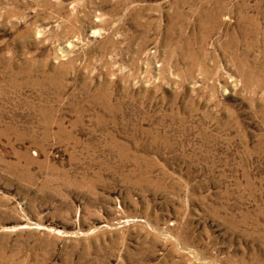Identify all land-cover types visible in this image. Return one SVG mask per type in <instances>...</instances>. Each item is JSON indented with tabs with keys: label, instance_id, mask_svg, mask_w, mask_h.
I'll return each instance as SVG.
<instances>
[{
	"label": "rangeland",
	"instance_id": "1",
	"mask_svg": "<svg viewBox=\"0 0 264 264\" xmlns=\"http://www.w3.org/2000/svg\"><path fill=\"white\" fill-rule=\"evenodd\" d=\"M0 264H264V0H0Z\"/></svg>",
	"mask_w": 264,
	"mask_h": 264
}]
</instances>
